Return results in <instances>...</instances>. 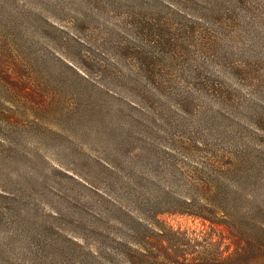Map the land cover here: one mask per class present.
<instances>
[{"label": "rangeland", "instance_id": "obj_1", "mask_svg": "<svg viewBox=\"0 0 264 264\" xmlns=\"http://www.w3.org/2000/svg\"><path fill=\"white\" fill-rule=\"evenodd\" d=\"M0 264H264V0H0Z\"/></svg>", "mask_w": 264, "mask_h": 264}, {"label": "trees", "instance_id": "obj_2", "mask_svg": "<svg viewBox=\"0 0 264 264\" xmlns=\"http://www.w3.org/2000/svg\"><path fill=\"white\" fill-rule=\"evenodd\" d=\"M224 178H225V176H224ZM224 180H222V182H223ZM224 183V182H223ZM191 184H193V183H191ZM194 185V184H193ZM207 188H205V190H206ZM205 198V197H204ZM182 202V204L183 205H190V202H191V200L190 199H183V201H181ZM177 209H179L180 211H185V212H191V210H190V208L189 207H187V208H185V207H183V206H180L179 208H177ZM193 213V212H192ZM194 214V213H193ZM202 215V214H201Z\"/></svg>", "mask_w": 264, "mask_h": 264}]
</instances>
